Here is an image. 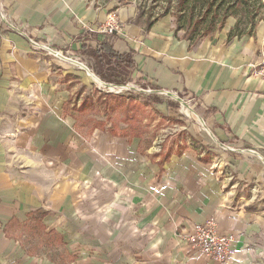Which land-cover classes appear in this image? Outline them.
<instances>
[{"label": "crops", "instance_id": "obj_1", "mask_svg": "<svg viewBox=\"0 0 264 264\" xmlns=\"http://www.w3.org/2000/svg\"><path fill=\"white\" fill-rule=\"evenodd\" d=\"M121 1L0 0V264H54L15 236L22 229L60 241L73 264H218L184 236L212 217L234 236L229 264H263V26L229 36V19L190 42L171 15L143 22L135 0ZM111 12L121 26L115 45L133 50L128 80L156 90L142 102L174 122L169 139L146 144L134 117L120 129L81 123L90 97L73 98L79 83L93 99L114 92L143 106L76 53L87 33L103 34Z\"/></svg>", "mask_w": 264, "mask_h": 264}, {"label": "rangeland", "instance_id": "obj_2", "mask_svg": "<svg viewBox=\"0 0 264 264\" xmlns=\"http://www.w3.org/2000/svg\"><path fill=\"white\" fill-rule=\"evenodd\" d=\"M135 1H136V5L138 8V14L143 15V18H142L143 22L149 18L153 20L155 19L156 16H160L166 10L169 9L170 12L166 16H169V15L172 16V21L174 25L173 27L174 29L177 28L178 19H177L176 14L174 13L175 11H177L179 0H135ZM124 2L125 0H123V2L121 1L122 4ZM198 9L196 10V12L198 11ZM260 12L263 13V15L259 19L258 24L256 25V28H253L256 30H257V27L259 26H263L264 28V7L260 9ZM199 18H200V15L198 14V16H195L193 23L195 24ZM212 19H213V16L209 17L203 23L198 25L199 30H197L195 33H192L193 32L192 30L194 29L193 28L194 25L189 27L190 24L188 23L184 30L183 29L178 30V31L176 30L177 35H179V37L181 38H187V39L191 37V39H189L190 42L191 41L196 42V41H199V39L201 38L212 37L215 33L222 31L225 28L229 19H231L230 22L234 23L231 26L233 27L231 30L235 29L238 24L237 22L240 21L239 28H236L237 30H235L236 33H241L242 30L246 32L253 30L250 27V21H249L248 15L246 16L242 12L240 13L239 16H235V15L228 16L224 28H219L218 27L219 25H216L215 26L216 30H213V32H209L207 34L206 29L208 27V24L211 23ZM220 19L221 18L218 19L219 22H220ZM215 20H217V18ZM60 57L64 58L66 57V55L64 56L63 53H61ZM69 57L71 59L70 61L75 62L79 68L83 69V66H85L84 64L86 63L82 61L81 58L77 59V58H74L73 56H69ZM85 61L88 63V60H85ZM84 70L86 71L85 73H88L87 69H84ZM89 77H91L90 74H89ZM115 85L112 87L113 89H116L122 92L130 91V93L134 95V98L138 102H142V100L150 96L152 97V95L156 94V93H151L146 90V89H149V86L145 84L140 85L133 81L130 82L129 80L125 84H119V85L115 84ZM142 86L144 89H142ZM73 90L75 94V97L73 98H77L80 94H82V97L89 95V97L92 99V101H89L86 103L88 104L87 105L88 108L85 114L83 116L81 115L82 117L81 123L84 124V127L86 126L88 128H91L93 125H98L100 124L99 123L100 120H103L104 122H109L110 124L112 123L113 125H117L119 129L126 125L124 124L126 122L125 121L126 117L123 111L124 108L122 106L120 107V105H118V103H116L115 101L105 103L104 102L105 99L101 98L100 96L101 93H98V91L94 92V99H93L91 95L93 93L92 89L86 87L85 85L83 87L80 83L77 86H75ZM139 90H142V91H139ZM161 95L164 98L165 97L166 98L175 97L176 99H179L176 95H171L170 97L163 95V94ZM111 103L113 104L112 107L107 106ZM93 104L94 106H92ZM142 104H143L142 107L140 108L136 107L135 118L133 119L132 124L133 126H135V129L137 132H139V134L145 135L146 144H152L153 142H156L155 140H158V138H160V135H166L168 136V139H169V137H171L172 134L174 133V131L172 130L174 122L173 121L169 122L165 119H161L160 116L156 115V111H154L150 106H146V104H144L143 102ZM69 106H70V103H69ZM160 119L163 120L164 123L161 122ZM168 139L165 141L163 140L159 143L162 145H166V143L169 142ZM22 232H23V229L20 231H16L15 236L19 237V239H21L24 242V244L27 246V249L29 251H33L34 253L38 254L41 257L47 256L51 260V262L54 264H73L70 255L67 253V250H65L64 246L60 243V241L58 240L52 241L50 239L51 236L43 237L42 235L38 234V232H35L32 230L27 231L29 232V235H24L22 234ZM24 232H26V230H24ZM262 244L263 246L261 248V252L258 253L259 255L257 256L264 259V240Z\"/></svg>", "mask_w": 264, "mask_h": 264}, {"label": "trees", "instance_id": "obj_3", "mask_svg": "<svg viewBox=\"0 0 264 264\" xmlns=\"http://www.w3.org/2000/svg\"><path fill=\"white\" fill-rule=\"evenodd\" d=\"M258 6V7H257ZM264 7V0H179L176 14L178 19V25L176 30H184L186 25L189 23L193 26V32L199 30L198 25L203 23L209 17L213 16L211 23L208 24L206 33L213 32L216 30L215 26L219 25V28H224L227 17L230 15L239 16L240 13L248 15L251 29L256 28L259 19L263 15L260 9ZM199 8V9H198ZM198 11L196 12V10ZM169 9L166 10L160 16H156L155 19L149 20L154 22L161 16L169 14ZM200 15L198 21L194 24L193 21L195 16ZM217 18V20H215ZM220 19V22L218 19ZM239 22L236 28H239ZM231 30L229 36H242V34L249 33L253 34L256 29L250 30L249 32L243 31L236 33L235 30ZM118 33L112 34H100L97 32H90L85 35L81 50H77L76 53L84 55L91 59L92 68L97 75H100L106 82L115 84H125L130 77L132 68L134 67L135 61L133 59V50L127 52H120L116 42L118 41ZM191 39V37L189 38ZM101 98H105V103L115 101L124 108L125 117L135 118L136 107H141L132 98L125 102V97L118 93H111L107 95H100ZM92 101V99H85L84 102ZM147 101V100H146ZM150 102V101H149ZM156 102V101H151Z\"/></svg>", "mask_w": 264, "mask_h": 264}, {"label": "built area", "instance_id": "obj_4", "mask_svg": "<svg viewBox=\"0 0 264 264\" xmlns=\"http://www.w3.org/2000/svg\"><path fill=\"white\" fill-rule=\"evenodd\" d=\"M107 16V21L100 26L99 31L104 34L120 33L121 26L118 17L114 12L109 13ZM33 44L37 51H43L53 57H60L62 53L59 49L52 47L47 42L33 40ZM255 74L264 79V61L258 64L255 69ZM146 90L151 93L156 92L151 87ZM159 93L168 97L174 95L172 91L165 90H160ZM188 232L184 236L189 246L196 248L204 257L214 260L218 264L230 263L234 252L231 245L234 241V236L226 235L218 231L216 218L212 217L204 223H195Z\"/></svg>", "mask_w": 264, "mask_h": 264}]
</instances>
